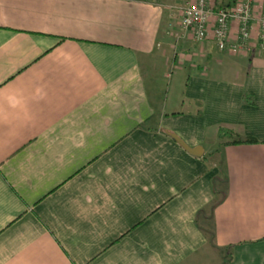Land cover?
Returning a JSON list of instances; mask_svg holds the SVG:
<instances>
[{
  "label": "crops",
  "instance_id": "1",
  "mask_svg": "<svg viewBox=\"0 0 264 264\" xmlns=\"http://www.w3.org/2000/svg\"><path fill=\"white\" fill-rule=\"evenodd\" d=\"M176 1L0 0V264H264V56Z\"/></svg>",
  "mask_w": 264,
  "mask_h": 264
},
{
  "label": "built area",
  "instance_id": "2",
  "mask_svg": "<svg viewBox=\"0 0 264 264\" xmlns=\"http://www.w3.org/2000/svg\"><path fill=\"white\" fill-rule=\"evenodd\" d=\"M180 14L194 41L233 56H264V0H191Z\"/></svg>",
  "mask_w": 264,
  "mask_h": 264
},
{
  "label": "rangeland",
  "instance_id": "3",
  "mask_svg": "<svg viewBox=\"0 0 264 264\" xmlns=\"http://www.w3.org/2000/svg\"><path fill=\"white\" fill-rule=\"evenodd\" d=\"M190 1L191 0L176 1L174 5L168 9L169 14L166 19L164 33L168 37L169 45L172 46V49L170 48V56L174 60L179 59V54L181 53L180 47L186 46L188 48L191 45L188 38H184V33L180 26L181 9L184 8ZM188 52L191 53V51ZM193 54L195 55V53H192V56ZM218 159L219 157L217 156L216 160L210 161L211 167L217 165Z\"/></svg>",
  "mask_w": 264,
  "mask_h": 264
},
{
  "label": "trees",
  "instance_id": "4",
  "mask_svg": "<svg viewBox=\"0 0 264 264\" xmlns=\"http://www.w3.org/2000/svg\"><path fill=\"white\" fill-rule=\"evenodd\" d=\"M243 100L246 104H249V105L255 104L253 96L251 94H249L247 91L244 92ZM164 132L171 135V136L173 135L169 131L164 130ZM219 138H220V140L227 138L228 139V141L226 142L227 145H229V144H254V143L258 142L256 139H254L252 137H240L239 135H237L232 130H228L226 128H220ZM223 145H225V144H223ZM220 172H221V168H220Z\"/></svg>",
  "mask_w": 264,
  "mask_h": 264
},
{
  "label": "water",
  "instance_id": "5",
  "mask_svg": "<svg viewBox=\"0 0 264 264\" xmlns=\"http://www.w3.org/2000/svg\"><path fill=\"white\" fill-rule=\"evenodd\" d=\"M173 137L192 155L196 157H203L204 155V149L202 147H196V148H190L181 138H179L177 135H173Z\"/></svg>",
  "mask_w": 264,
  "mask_h": 264
}]
</instances>
